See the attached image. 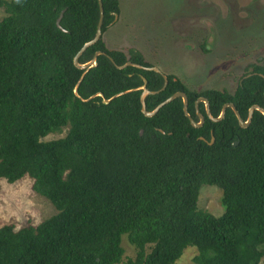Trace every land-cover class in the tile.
Wrapping results in <instances>:
<instances>
[{"label":"trees","instance_id":"obj_1","mask_svg":"<svg viewBox=\"0 0 264 264\" xmlns=\"http://www.w3.org/2000/svg\"><path fill=\"white\" fill-rule=\"evenodd\" d=\"M101 1V36L78 63L101 53L80 69L74 57L95 35L97 0H0V180L28 176L56 210L36 225L0 226V264H120L124 234L135 250L127 264H174L188 246L195 264H264V115L254 110L241 127L232 108L213 121L199 102L194 127L179 97L145 116L138 89L144 77L158 91L147 111L180 91L196 122L199 97L213 117L232 103L245 121L250 106L264 108V61L232 93L192 90L171 73L160 90L140 51L107 47L120 4ZM127 62L143 68H119ZM204 184L221 190V215L198 210Z\"/></svg>","mask_w":264,"mask_h":264},{"label":"rangeland","instance_id":"obj_2","mask_svg":"<svg viewBox=\"0 0 264 264\" xmlns=\"http://www.w3.org/2000/svg\"><path fill=\"white\" fill-rule=\"evenodd\" d=\"M120 13L103 34L109 49L140 51L162 73L176 75L188 88L235 90L250 64L264 60V0H119ZM4 10L0 7V18ZM204 50L201 44H204ZM260 58V59H258ZM67 132L42 138L53 140ZM198 210L221 215V190L202 185ZM56 212L32 188V179L0 180V226L36 225ZM122 235L120 264L134 258L135 250ZM148 250V249H147ZM197 248L188 246L174 264H195Z\"/></svg>","mask_w":264,"mask_h":264},{"label":"water","instance_id":"obj_3","mask_svg":"<svg viewBox=\"0 0 264 264\" xmlns=\"http://www.w3.org/2000/svg\"><path fill=\"white\" fill-rule=\"evenodd\" d=\"M97 2H98V7H99V18H98V22H97V25H96L95 35H94V37L91 40L85 42L82 45V47L80 48V50L77 52V54L74 57V64H75V66H77L80 69H88V68H90L92 66H95L96 65L97 56L101 53L100 51L95 52L93 58L89 62H87L85 64H79L78 63V57L82 54V52L87 47H89V46L93 45L94 43H96L99 40L100 36H101V26H102V22H103V15H104V13H103L102 1L101 0H97ZM117 16L118 15L115 14L113 22L117 19ZM60 18H61V15L59 16V18L56 21V24L58 26H59ZM109 58L112 60L111 57H109ZM127 65H133V66L138 67V68H143V66H141L139 64L131 63V62H127L124 65L119 66V68H124ZM147 69L154 70L156 72H159L162 75L163 80H164V83H163V86H162V88L160 90H163L166 87L167 83H168L166 74L162 73L157 67H148ZM142 79H143V83L144 84L141 87H139L138 89H141L142 90L141 95H140L141 111H142V113L145 116H152V115H154L162 106H164L165 104L169 103L170 101H172L173 99L178 98V97L181 98L182 101H183V112H184V115L188 118L190 124L192 126H194V127L201 126L202 123H203V121H204V118H203L202 114L198 111V103L199 102H203L205 104L206 115H207L208 118H210L213 121L220 120L224 116V113H225V110H226L227 107L232 108L233 111H234L235 116L237 117L239 126H241V127L248 126V124L250 123V120L252 118V115H253L254 110H257V111L261 112L264 115V108L260 107L257 104H254V105L250 106V108L248 109L247 119L245 121H243L242 118H241V116H240V114L236 110L235 106L232 103H225L222 106L220 115L218 117H213L211 115L210 111H209L208 101L204 97H199L195 101V110H196V114H197V116L199 118V121L196 122V121H194V119L190 116V114L187 111L188 101H187L186 94L183 93V92H180V91L175 92L174 94H172L171 96H169L168 98H166L164 101H162L161 103H159L152 111H147L146 110V106H145V97L147 95H149V94H153V93H156L158 91L154 92V91L148 90V88L146 87V80H145V78L143 77ZM76 88H77V86L74 88V92H76ZM120 94H117V95H120ZM109 100L110 99H103L104 102H108ZM236 143H237V141H235L233 143V145H235Z\"/></svg>","mask_w":264,"mask_h":264},{"label":"flooded vegetation","instance_id":"obj_4","mask_svg":"<svg viewBox=\"0 0 264 264\" xmlns=\"http://www.w3.org/2000/svg\"><path fill=\"white\" fill-rule=\"evenodd\" d=\"M258 59H260V58H258ZM264 61V60H263ZM260 63H262V62H260ZM251 71V70H250ZM220 115V114H219Z\"/></svg>","mask_w":264,"mask_h":264}]
</instances>
